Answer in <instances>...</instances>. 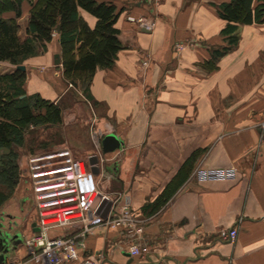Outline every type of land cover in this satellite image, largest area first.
<instances>
[{
    "label": "crops",
    "instance_id": "0c3cea01",
    "mask_svg": "<svg viewBox=\"0 0 264 264\" xmlns=\"http://www.w3.org/2000/svg\"><path fill=\"white\" fill-rule=\"evenodd\" d=\"M225 1H114L121 12L116 27L123 49L112 68L96 72L85 99L101 133L104 162L95 171L101 188L129 195L144 233L136 238L101 223L89 232L81 223L51 231V236L76 237L80 259L74 264L85 257H102L100 264H264V23L240 25L238 42L230 46L222 34L227 22L217 12ZM22 10L17 22L25 40L28 2ZM82 16L95 27L94 17ZM129 16L153 26L131 23ZM40 53L49 65L43 69L35 58L24 64L25 90L61 104L72 88L61 64L55 65L56 55L61 56L58 33ZM0 66L14 70L7 62ZM108 135L121 146L106 154L102 142ZM198 167H235L238 177L198 183L193 179ZM174 180L180 186L155 209ZM22 196L0 197V221L16 224L23 235V244L5 264H40L24 242L39 231V218L35 207L20 204ZM108 208L98 214L106 217ZM231 228L239 232L234 244L219 237ZM133 245L140 249L137 256L131 255ZM59 258L58 264H67Z\"/></svg>",
    "mask_w": 264,
    "mask_h": 264
},
{
    "label": "trees",
    "instance_id": "16d2710c",
    "mask_svg": "<svg viewBox=\"0 0 264 264\" xmlns=\"http://www.w3.org/2000/svg\"><path fill=\"white\" fill-rule=\"evenodd\" d=\"M114 1L0 0V63L7 62L14 67L12 72L0 75V145L10 144L19 129L63 122L60 104L39 94L28 95L26 71L17 69L47 50L58 27L63 76L73 83L84 80V89L90 98V86L96 72L112 68L123 49L116 27L121 12ZM24 2L30 5V19L28 36L22 40L17 19L22 16ZM8 12H13L15 17L5 18L3 15ZM82 12L97 20L94 28L88 25ZM217 12L227 22L222 34L228 37L230 46H234L238 42L236 33L240 25L264 23V0H228L217 6ZM13 155L1 159L0 181L14 188L20 182V168L19 155ZM180 184L174 180L156 200L155 209L165 205ZM12 195L13 192L7 195L0 192V197L6 201Z\"/></svg>",
    "mask_w": 264,
    "mask_h": 264
},
{
    "label": "built area",
    "instance_id": "2783aa9c",
    "mask_svg": "<svg viewBox=\"0 0 264 264\" xmlns=\"http://www.w3.org/2000/svg\"><path fill=\"white\" fill-rule=\"evenodd\" d=\"M131 23L151 28L143 18L128 17ZM183 46L179 45L181 49ZM96 129L93 140L98 154L90 163L77 159L70 150L55 151L46 155H35L27 163L28 175L24 182L33 197L38 215L39 231L25 237L28 255L40 264H58L61 257L67 264L79 261L77 240L74 236H51V231L62 230L81 223L84 232H89L94 223H101L110 229H120L141 238L144 223L133 214L132 202L128 194L108 193L101 188L95 171L104 162L99 151L100 135ZM95 137V138H94ZM100 147V148H98ZM100 152V153H99ZM56 168H51V167ZM66 170L65 173L44 177L47 172ZM238 170L230 168L198 167L193 172V179L198 183L235 181ZM108 205V213L102 218L98 213ZM95 219H98L95 222ZM238 229L221 230L219 237L228 244L236 243ZM131 255L140 254L138 245L130 248ZM102 257H85L82 264H100Z\"/></svg>",
    "mask_w": 264,
    "mask_h": 264
},
{
    "label": "rangeland",
    "instance_id": "374dc122",
    "mask_svg": "<svg viewBox=\"0 0 264 264\" xmlns=\"http://www.w3.org/2000/svg\"><path fill=\"white\" fill-rule=\"evenodd\" d=\"M34 58L33 62L37 65H43V69H46V66L49 65V60L45 59L41 53ZM144 65L147 66V62ZM7 73L0 66V74ZM63 79L72 88V93L68 95L65 102L60 104L63 110V122L60 125L40 124L37 127L30 126L26 129H19L10 144L0 145V162L2 158L9 159V154L17 153L20 168L19 184L13 188L9 183L0 181V191L6 195L10 192H13V194L16 192L22 193L20 204L25 202V207L29 210H34L35 207L32 194L27 190L24 182V176L27 177L28 175L27 163L29 158L60 150H70L77 159L88 164L91 158L98 154L97 146H99V142L96 146L94 144L95 139L93 140L95 129L93 108L91 103L85 99L88 94L84 89V80H76L77 82L73 83L64 76ZM99 151H102V149L100 148Z\"/></svg>",
    "mask_w": 264,
    "mask_h": 264
},
{
    "label": "water",
    "instance_id": "95a60500",
    "mask_svg": "<svg viewBox=\"0 0 264 264\" xmlns=\"http://www.w3.org/2000/svg\"><path fill=\"white\" fill-rule=\"evenodd\" d=\"M59 33V27L57 28ZM61 64V56L56 55L55 65ZM18 70L26 71L25 66L17 67ZM104 153H112L121 146V141L114 135H108L103 140ZM23 244V235L17 225L13 223H5L4 218L0 221V264L11 258V255L16 251L18 246Z\"/></svg>",
    "mask_w": 264,
    "mask_h": 264
},
{
    "label": "bare ground",
    "instance_id": "6f19581e",
    "mask_svg": "<svg viewBox=\"0 0 264 264\" xmlns=\"http://www.w3.org/2000/svg\"><path fill=\"white\" fill-rule=\"evenodd\" d=\"M66 170H62V171H54V172H47L46 174H44L43 176L44 177H53V176H56V175H59V174H62V173H65Z\"/></svg>",
    "mask_w": 264,
    "mask_h": 264
}]
</instances>
